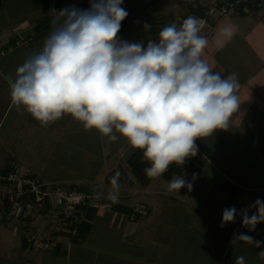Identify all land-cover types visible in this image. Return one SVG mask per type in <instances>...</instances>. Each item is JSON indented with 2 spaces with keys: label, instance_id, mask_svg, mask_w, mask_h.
<instances>
[{
  "label": "clouds",
  "instance_id": "9594fccd",
  "mask_svg": "<svg viewBox=\"0 0 264 264\" xmlns=\"http://www.w3.org/2000/svg\"><path fill=\"white\" fill-rule=\"evenodd\" d=\"M123 0H89V8L56 12L52 31L39 51L31 53L9 78L11 102L23 108L41 126L71 115L85 131L96 130L115 142L124 138L147 162L145 175L162 177L170 165L181 166L195 156V141L215 130L227 129L240 105L235 73L214 72L202 53L208 46L196 17L163 27L147 43L119 38L128 15ZM146 28L150 25L146 24ZM221 34L231 39L233 29ZM225 41H217L223 47ZM118 134V135H117ZM119 173L111 179L113 201L118 199ZM191 190L182 175H174L168 191ZM255 212L248 214L249 209ZM241 216V225L253 231L264 222L260 199L237 212L222 211L221 227ZM261 242L246 234L234 236L235 245ZM264 255V251L261 252ZM235 264H245L239 256Z\"/></svg>",
  "mask_w": 264,
  "mask_h": 264
},
{
  "label": "rangeland",
  "instance_id": "374dc122",
  "mask_svg": "<svg viewBox=\"0 0 264 264\" xmlns=\"http://www.w3.org/2000/svg\"><path fill=\"white\" fill-rule=\"evenodd\" d=\"M215 2L216 0H123L121 7L127 11L128 15L121 22L118 36L122 40L146 44L149 40L157 39L159 31L163 27L172 23L179 26L185 18L195 17L193 13L189 12L190 6L193 8L200 5L205 10L208 6L213 7ZM250 3L255 6L249 8L245 4L247 11H243V13H240L235 6L222 13L216 10L217 8L213 9L210 14L206 15L207 19L196 17L201 29L200 35L206 37L210 44L216 46L214 55H212L213 60L217 59L219 64H225L226 76L235 73L238 83H240L239 79L243 78L241 85L239 84L236 89V95L241 101V109L239 110L240 107H238L237 112L233 114L236 116L234 118L236 126L240 127L243 125L247 127L249 122L253 124L252 121L256 122L255 126L262 125L264 122V0L260 1L258 5L254 1ZM64 8L87 9L89 0H0V20L13 18L19 22L22 18H26L27 29L30 30L37 18L47 19L51 24L52 31L53 17L56 12ZM228 17L232 18L227 20ZM146 24L150 27L145 29ZM226 26H231L233 29L231 39L227 40L221 34V29ZM152 27L155 29L153 30ZM215 28L216 32L214 33ZM50 32L42 39L36 40L33 48H37L39 44L42 48L43 42ZM211 38L212 40H210ZM217 41H225L223 47H218ZM207 63L209 64V61ZM251 107L254 110H251ZM16 108L15 111H17ZM13 111V104L9 105L0 122L1 174L5 175L15 171L18 176L21 172H26L30 178L33 177L49 189L60 190L63 193L76 191L75 186H81L82 189H78V191L86 196L84 202L88 206H94L101 210L104 208L109 210L113 202L130 206L132 213L129 216V221H133L132 219L137 215L136 219L139 221L138 226L141 228L142 237H145L143 234H147V228L150 226L148 222H155L156 218H158L157 223L170 224L175 221L182 223L189 221L194 223L200 221L202 223L221 222L222 209L218 207L221 203L220 199L221 201L230 199L231 191L214 189L215 183L224 182L226 179L221 175V170L217 169L215 164L209 165L204 154L202 155L198 150L195 156L187 157L183 165L177 166L180 172L172 173L169 179L163 178V176L156 179L149 178L146 184H140L131 176L126 163L127 157L134 149L124 138L121 137L112 142L107 137H102L94 129L85 131L81 122L67 114L47 126H41L40 122L26 111H17L18 114L13 119ZM8 126L12 128V131H9ZM235 136L234 131H231L230 137ZM234 146L235 151L240 149L238 143H235ZM232 149L229 148L228 154L233 153ZM246 163L249 166H254L259 163L258 157L246 159ZM240 166L242 165L240 164ZM116 167H119L121 172L128 177V181L118 178V199L113 201L110 198V193H114L116 190L112 187L111 179ZM229 168L234 169L233 167ZM248 171L250 169L247 168L245 173ZM174 175H182L187 182H190L191 190L185 187L181 188L179 192H169L168 182ZM258 178H256V183L259 182ZM32 193L29 191L23 194L22 185L0 180L1 205L7 200L4 204L5 211L11 212L10 216L13 219L11 225L15 226L13 224H16L17 234H19V230H22L27 237L32 234L34 236L37 231L33 228L39 227L41 232L37 233L41 237H36L39 241L47 239L48 236L53 237L54 229H57L61 223L62 215L59 213L61 210L57 208L49 212V209L46 208L44 211H38L35 207L23 210V207L20 206L27 200L31 201L29 195ZM14 195L17 196L15 201L20 204L19 206L13 203ZM233 198L231 200L235 201ZM199 211L209 212L213 219L200 218ZM206 216L211 218L209 215ZM35 217L37 220L32 222L33 227L26 224L29 230L19 228L17 218L21 224V220L29 218L33 221ZM165 225L167 226V224ZM62 228L66 227L62 225ZM151 228L154 244L146 245L142 251L144 254L142 256L143 263L166 264L170 261V264H173L176 262L174 259H169L174 258L172 251L168 254L166 248L161 249L166 244L165 240L160 237L163 236V231H159L161 226L158 225L155 228L154 224H151ZM97 232H101L104 235L103 238L111 241L108 249L119 258L118 261L124 255H131L130 245L122 247L124 237L121 233L112 229L104 231V229L94 227L90 240L97 236L93 234ZM125 240L127 241L128 238ZM260 240H264V238L262 237ZM167 259L169 260L166 261ZM63 260L64 257L58 254V260L55 261H57L56 264H62Z\"/></svg>",
  "mask_w": 264,
  "mask_h": 264
},
{
  "label": "crops",
  "instance_id": "0c3cea01",
  "mask_svg": "<svg viewBox=\"0 0 264 264\" xmlns=\"http://www.w3.org/2000/svg\"><path fill=\"white\" fill-rule=\"evenodd\" d=\"M203 18L207 19V17ZM230 18L232 17H228L227 20ZM27 24L26 18H22L19 22L13 18L0 20V122L9 105H12L9 78L14 80L17 67L31 53L41 49V44L35 49L29 47ZM215 27L217 28V26ZM208 44L209 46L202 53V59L209 61V65L214 72L226 76L225 64H219L217 59L213 60L212 55H214L216 46L210 44L209 41ZM242 79H239L240 83L238 84L241 85ZM15 107L12 113L14 115L13 119L16 118L17 111L25 112L22 107L16 108L17 111H15ZM239 107L240 110L241 104ZM251 110H254V108L251 107ZM235 117L232 116L230 126L227 129L215 130L207 137L198 138L195 144L197 150L202 155L204 154L210 163L209 165L215 164L216 168L221 170V175L240 189L234 191L232 198L235 196V201H232V198L225 201L220 199L221 203L218 207L222 211L225 208L235 207L237 212H240L257 199L264 202V122L262 125L255 126L257 125L256 122L252 121L253 124L249 122L250 125L248 124L247 127L244 125L240 127L236 126ZM8 129L12 131L10 126H8ZM231 131L236 134L233 138L230 137ZM235 143H238L240 148L238 151L234 150ZM229 148H233L231 150L233 153L228 154ZM256 157H258L259 162L256 165H251V167L246 163V159H255ZM247 168L250 171L245 173ZM256 178L259 181L257 183L255 182ZM230 200L231 202H229ZM6 202L1 205L0 201V264H56L57 261L55 260H58V254L64 257L62 264L68 262L71 264H147L143 263L142 256L144 254L142 251L146 245L154 244L151 224H154L155 228L158 225L161 226L159 231H163V236L160 237L166 242L161 249L166 248L168 254L170 251L174 253V258H169L176 260L173 264H235L236 258L239 256L245 258V264H264V255H261V252L264 251V240H260L262 237L264 238V222L258 223L253 231H249L248 228L242 227L240 215H236L234 222L227 223L223 227H221V222L202 223L200 221L194 223L189 221L188 223H182L175 221L173 224L157 223L158 218H156L155 222H148L150 226L147 228V234H143L145 237H142L138 219L129 221L130 217L123 213L116 212L111 208L101 210L93 206L92 209L85 210L83 213L80 212L79 217L90 224L88 232L82 239L71 241L70 236L74 234L75 229L71 228V230L66 227L60 230L54 229L55 234L53 237L48 236L47 239H40L39 241L36 238L40 236L37 233L38 231L41 232L39 227L33 228L37 231H34L35 237L33 234L27 237L22 230H19V234H17L16 224H13L15 226L11 225L13 221L10 216L11 212L9 210H7L8 212L5 211L6 206L4 204ZM105 202L107 203V201ZM198 209H201V207H198ZM253 212H255V208L249 209L248 214L251 215ZM198 215L203 219H213L209 212L199 211ZM206 215L211 216V218ZM18 220L19 218L16 221L20 229L29 230V227L33 225L32 222H36L37 218L35 217L33 221L25 218L21 220V224ZM27 223L30 224L29 227L26 225ZM94 227L104 229V231L105 229H112L121 233L124 237L122 247L130 245L131 255H124L119 262V258L114 256L113 252L108 249L111 241L103 238L104 235L101 232L93 233L97 236L90 240ZM239 234H246L253 237L254 240L260 241V247H254L242 241L231 245L230 242L234 236ZM125 238H128V240L126 241ZM166 264H170V261Z\"/></svg>",
  "mask_w": 264,
  "mask_h": 264
},
{
  "label": "trees",
  "instance_id": "16d2710c",
  "mask_svg": "<svg viewBox=\"0 0 264 264\" xmlns=\"http://www.w3.org/2000/svg\"><path fill=\"white\" fill-rule=\"evenodd\" d=\"M253 1L256 2V0H253ZM253 1H249L246 4V6L249 8L250 7L253 8V6H255V4L251 5V3H250ZM242 5H243V3H240L237 5V9L240 13H243V10L241 9ZM203 10L204 9L200 5H197L193 8L191 6L189 7V12L193 13L195 16H198V17H200V16L206 17ZM150 21H151V19H150ZM152 26H154V25H152ZM152 29L154 30L155 28L152 27ZM50 31H51L50 22H48L47 19L42 20V19L37 18L34 25L32 26V28L29 31H27V37L29 40V47H31V48L35 47L34 42H36V40H38L40 38L42 39ZM141 158H142V152L140 150H133L130 153V155L127 157L126 163L129 166L131 176H133V178L136 179L140 184H146L149 181V178L145 175L144 169L146 167H148L149 165L147 162H141ZM117 172L119 173L118 178H120L124 181L125 180L128 181V177L121 172V169L119 167L114 168L113 174L115 175ZM179 172H180V169L177 167V165L172 164V165H170L168 171L163 174V178L169 179L170 175L172 173H179ZM75 188L77 190L82 189L81 186H75ZM214 189L218 190V191H225V190L231 191L230 199L232 198L235 190H237V191L240 190L237 188V186H235L233 183H231L228 180H224V182H221V183H215ZM25 195H27V194H25ZM29 196L31 197V201H32L33 195L31 194ZM110 206H111L110 208L112 210L119 212V213H123L124 215H126L128 217L132 213L131 212L132 208H130V206H127L124 204L113 202V203H111ZM46 208H48V204H47L46 199H44L43 204L39 207L38 211L39 210L44 211ZM88 209H92V207L88 206L84 201L75 205V212H74V218H75V221H74L75 228L74 229H75V232H74V234H72L70 236L71 241H75L77 239L78 240L82 239L86 235V233L88 232V230L90 228L89 222H87L86 220L81 219L79 217L80 212L83 213L85 210H88ZM134 214H136V213H134ZM136 217H137V215H135L134 219H136ZM71 218H73V217L71 216ZM66 227H68V229L73 228L71 223L68 224Z\"/></svg>",
  "mask_w": 264,
  "mask_h": 264
},
{
  "label": "built area",
  "instance_id": "2783aa9c",
  "mask_svg": "<svg viewBox=\"0 0 264 264\" xmlns=\"http://www.w3.org/2000/svg\"><path fill=\"white\" fill-rule=\"evenodd\" d=\"M249 1L253 0H216V2L213 4V7L208 6L207 9L204 10V14H210L213 9L218 10L220 13L225 12L226 9H233L235 6H237L240 3H243L241 9L243 11H247L245 4H247ZM260 1L262 0H256V4H260ZM228 10V11H229ZM0 180L1 181H9V182H16V184L23 186V194L26 192H33L32 194L33 199L32 201L28 200L25 201L22 206V209L30 210L32 207H40L43 204V200L46 199L48 204L49 212L54 211L55 209L59 208L61 210L59 213L62 215V218H60L61 223L58 226V230L61 229L62 225L66 227L68 224H72V227L75 228V218H74V212H75V205L78 203H81L85 199V195L78 191V190H72L63 193L60 190H54L49 189L44 184L39 183L36 179L33 177L30 178L29 175L26 172H23L21 174L16 175L15 171L10 172L8 174H1L0 173ZM22 195V194H21ZM13 203L15 205H20L18 202L15 201V198L17 197L14 195ZM71 216L73 218H71ZM72 230V229H71Z\"/></svg>",
  "mask_w": 264,
  "mask_h": 264
}]
</instances>
